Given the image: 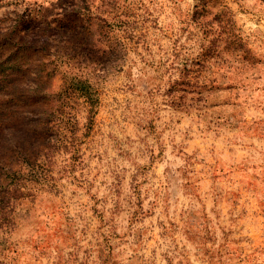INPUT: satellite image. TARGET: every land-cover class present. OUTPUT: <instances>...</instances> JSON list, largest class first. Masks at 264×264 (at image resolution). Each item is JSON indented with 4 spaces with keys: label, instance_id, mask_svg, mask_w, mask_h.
I'll use <instances>...</instances> for the list:
<instances>
[{
    "label": "rangeland",
    "instance_id": "rangeland-1",
    "mask_svg": "<svg viewBox=\"0 0 264 264\" xmlns=\"http://www.w3.org/2000/svg\"><path fill=\"white\" fill-rule=\"evenodd\" d=\"M0 264H264V0H0Z\"/></svg>",
    "mask_w": 264,
    "mask_h": 264
},
{
    "label": "trees",
    "instance_id": "trees-1",
    "mask_svg": "<svg viewBox=\"0 0 264 264\" xmlns=\"http://www.w3.org/2000/svg\"><path fill=\"white\" fill-rule=\"evenodd\" d=\"M183 78H186V75H184L183 77H182V80H183ZM77 82H78V84H83V81L81 80V79H79V80H77ZM176 85L178 86L176 89V92L177 93H180L182 90H179L178 88L180 87V88H182L181 86H183V83H180L179 81H176ZM62 92H63V90H62ZM92 106V105H91ZM94 109H95V107L93 106V107H91V109H90V113L89 114H92V115H90L89 117H92V116H94L95 115V112H94ZM50 160V159H49ZM14 174L15 175H20V174H24V172L22 171V170H19V171H14ZM38 175L41 177V180H43V181H47L48 180V178H49V176H50V171H49V169H43V170H41V171H38ZM43 183V182H42ZM45 184V183H44ZM43 185V184H42ZM44 186V185H43ZM20 187L21 186H19V188H17L18 190H20ZM17 189H15V190H17Z\"/></svg>",
    "mask_w": 264,
    "mask_h": 264
}]
</instances>
